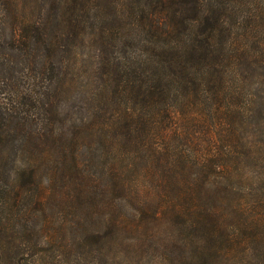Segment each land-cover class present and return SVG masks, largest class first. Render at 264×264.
<instances>
[{
  "label": "trees",
  "instance_id": "1",
  "mask_svg": "<svg viewBox=\"0 0 264 264\" xmlns=\"http://www.w3.org/2000/svg\"><path fill=\"white\" fill-rule=\"evenodd\" d=\"M97 1L0 0V174L6 154L14 153L17 164L8 183L0 181V264H19V256L34 248L29 236L36 217L42 219L38 231L53 237L50 201L62 181L70 202L60 208L57 230L66 228L68 212L81 219L73 200L83 198L84 209L102 213L101 225L111 232L141 229V214L155 225L176 216L188 232L184 245L194 249L192 257L208 253L226 264H264L258 202L226 197L231 162L218 166L221 187L211 188L206 159L175 146L181 123L190 128V120L197 121L196 102L216 114V102L228 96L227 71L218 65L226 60L234 66L241 57L232 47L233 30L243 20L241 0H160L152 12L137 9L140 2L133 0L125 13L115 9L116 18L128 22L118 39L114 31H86L81 18ZM94 37L98 41H90ZM89 46L96 47L93 63L81 57ZM81 68L88 71L82 70L86 86L93 77L101 86L83 98L86 112L70 135L52 119L61 114L59 99ZM209 83L215 90L206 97ZM257 112L248 108L245 120ZM48 141L58 142L63 160ZM23 198L27 202L19 206ZM131 201L139 205L137 219L124 212ZM150 202L158 203L151 208Z\"/></svg>",
  "mask_w": 264,
  "mask_h": 264
},
{
  "label": "rangeland",
  "instance_id": "2",
  "mask_svg": "<svg viewBox=\"0 0 264 264\" xmlns=\"http://www.w3.org/2000/svg\"><path fill=\"white\" fill-rule=\"evenodd\" d=\"M132 1L99 0L90 5L81 18L87 27L86 31L91 33L90 30L95 28L103 29L107 33L114 31V36L118 39L119 29L128 22L118 20L115 9L120 8L125 13L132 5ZM137 1L140 2L137 6L139 10L152 12L160 9V0ZM173 7L177 11L181 9L179 5ZM239 10L243 20L241 27L233 30L232 47L242 52L241 57L234 66L229 65V61L226 60H222L221 67L218 65L219 69L227 71L226 91L233 92L234 95L231 96L228 92L226 99L216 102L215 106L218 108L216 114L211 113L206 102L195 101L197 106L193 108L197 121L190 120V128L186 127L185 121L181 123L175 146L186 156L201 161L206 159L209 170L207 172L214 176L211 188L221 187V178L217 175L218 173L221 175L218 166L231 162L229 170L234 178L229 184L227 200L239 198L249 206L258 202L257 213L264 215V0H241ZM4 35L8 38V29ZM144 37L143 35L142 38ZM91 39L90 41H98L97 37ZM68 41H73V38L70 37ZM137 41L140 40L130 43L133 49L138 47ZM95 53V46L85 47L81 57L93 63L96 61ZM82 70L85 74L88 73L85 68L78 70L76 81L59 99L58 108L62 109L61 114L52 119L55 127L66 133L70 132V135L76 133L77 118L86 112L87 104L83 98L101 86L99 77H93L91 85L86 86ZM205 88L207 92L203 96L206 97L215 90L213 83L206 84ZM115 95L117 97V94ZM115 100L119 102L118 99ZM105 105L104 108L101 106L102 109L110 111V104ZM256 107L258 112L245 120L246 110L248 108L256 110ZM117 108L116 105H112V109ZM229 109L232 110L231 113L230 111L227 113L230 116L225 115L224 112ZM189 130L190 133L187 132ZM69 134L65 137L68 138ZM48 144L51 149L55 148L54 151L59 155L58 159L63 160L64 155L56 145L58 142L48 141ZM15 159L14 153L6 154L4 157V169L0 174V181L4 185L17 169ZM68 162L66 161V167ZM198 167L199 165L192 170L196 172ZM62 182L58 186L63 187L60 189L65 192V196L61 195L62 191H56L50 201L54 202L52 211L54 221L49 232L53 237L47 238L38 231L36 225L40 224L42 219L36 217L31 224L29 236L34 248L26 250L23 256H19V264H226V261L208 253H198L192 257L194 249L184 245L185 240H189L186 237L188 232L183 230L182 219L176 216L165 218L155 225L150 221V217L141 214L146 220L141 229H129L124 233L111 232L101 225L102 213L92 215L86 206L84 209V199L75 198L73 202H77L81 219L77 221V217L68 212L64 217L66 228L57 230L60 208L63 202H70L67 197V194H70L69 188ZM18 202L19 206H22L27 201L23 198ZM126 203L123 209L127 217L131 219L136 216L137 219L138 203L132 201ZM157 203L150 202L151 208ZM152 228H155L154 233Z\"/></svg>",
  "mask_w": 264,
  "mask_h": 264
}]
</instances>
